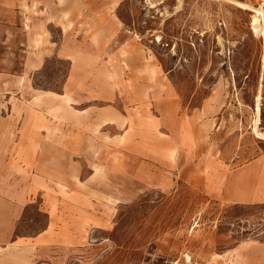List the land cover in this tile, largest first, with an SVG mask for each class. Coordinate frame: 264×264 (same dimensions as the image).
Listing matches in <instances>:
<instances>
[{"label":"rangeland","instance_id":"1","mask_svg":"<svg viewBox=\"0 0 264 264\" xmlns=\"http://www.w3.org/2000/svg\"><path fill=\"white\" fill-rule=\"evenodd\" d=\"M6 1L1 73L23 74L32 38L69 50L0 89V131L50 133L29 171L0 146V182L32 190L18 235L49 204L76 233L29 264H232L264 240V203L218 182L264 154V0Z\"/></svg>","mask_w":264,"mask_h":264},{"label":"crops","instance_id":"2","mask_svg":"<svg viewBox=\"0 0 264 264\" xmlns=\"http://www.w3.org/2000/svg\"><path fill=\"white\" fill-rule=\"evenodd\" d=\"M5 5L11 4L6 0H0V28L8 26L2 23ZM46 40L44 37L42 43H35V38H32L30 42L32 48L26 51V64L22 75L0 72L1 91L17 94L23 90L24 86L26 90H29L30 75L39 69L46 59L55 53L66 56L69 51L67 45L58 44L57 48L54 43ZM80 78L82 79V77ZM44 123H46L45 117L43 119L34 110L28 111L27 127ZM33 130L24 131L19 135L14 132L0 131V141H5L4 143L0 142L1 150L7 156H16V163L18 160L25 161L26 171L33 169L36 164V156L46 154L41 151L42 148L39 147L37 141L50 139V133ZM222 176L218 182L221 181L219 185L228 201L264 203V154L249 160L228 174L226 173L224 177ZM28 188L29 186L20 189L16 180L0 182V264H19L20 256L23 257L26 264H29V261H34L36 252L41 259H47L49 258L47 253L51 247L72 244L75 238L73 217L70 213L62 211L58 204H49L50 221L47 227L35 237L18 235L19 220L32 196V190ZM232 257V264H264V240L244 243L233 252Z\"/></svg>","mask_w":264,"mask_h":264},{"label":"bare ground","instance_id":"3","mask_svg":"<svg viewBox=\"0 0 264 264\" xmlns=\"http://www.w3.org/2000/svg\"><path fill=\"white\" fill-rule=\"evenodd\" d=\"M248 4V3H247ZM250 6H249V9L250 10H252V9H254L255 8V10H257L260 14L263 12V11H260V9L262 8V5L261 4H259V6H253V5H251V4H249ZM261 7V8H260ZM245 8V7H244ZM258 8H260V9H258ZM252 129H253V127H252Z\"/></svg>","mask_w":264,"mask_h":264}]
</instances>
